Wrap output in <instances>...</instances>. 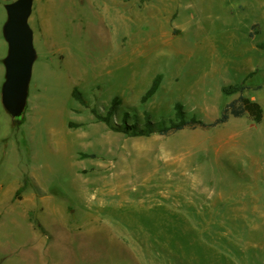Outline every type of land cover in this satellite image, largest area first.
<instances>
[{
  "label": "rangeland",
  "instance_id": "374dc122",
  "mask_svg": "<svg viewBox=\"0 0 264 264\" xmlns=\"http://www.w3.org/2000/svg\"><path fill=\"white\" fill-rule=\"evenodd\" d=\"M13 1L0 0V264L65 262L23 256L55 222L89 236L72 264H264V0H34L36 60L15 122L1 103ZM247 75L259 124L116 130L168 125L175 104L211 124L238 96L221 87Z\"/></svg>",
  "mask_w": 264,
  "mask_h": 264
},
{
  "label": "water",
  "instance_id": "95a60500",
  "mask_svg": "<svg viewBox=\"0 0 264 264\" xmlns=\"http://www.w3.org/2000/svg\"><path fill=\"white\" fill-rule=\"evenodd\" d=\"M34 0H15L5 5L2 35L7 45L3 60L4 82L1 103L12 121L19 120L26 108L32 67L36 60L33 32L28 19Z\"/></svg>",
  "mask_w": 264,
  "mask_h": 264
},
{
  "label": "trees",
  "instance_id": "16d2710c",
  "mask_svg": "<svg viewBox=\"0 0 264 264\" xmlns=\"http://www.w3.org/2000/svg\"><path fill=\"white\" fill-rule=\"evenodd\" d=\"M248 77H250V75H247L240 84L225 85L221 87V93L223 95L225 96L238 95V96L231 102L224 105V107L220 111L219 117L211 124H204L200 121L195 120L194 118L187 119L185 113L182 111V106L180 104H175L174 106L175 120L170 121L168 125L162 122L160 126L155 128L151 125V123L147 118L144 128L142 129L139 128L138 125L135 123L130 126L121 125V127H117L116 130L128 134L130 136L147 137L153 133L165 135V134L177 132L185 128H195L196 126H201L204 128L213 127L226 123L231 117L241 118L243 116H248L251 118L253 123L259 124L263 118V110L260 104L243 95L244 91L247 89V87L245 86V81ZM159 83H160V76H157L153 81L151 87L144 95L143 97L144 101L149 99L155 94V92L158 89ZM72 96L77 101L81 102V98L76 90L73 91Z\"/></svg>",
  "mask_w": 264,
  "mask_h": 264
},
{
  "label": "crops",
  "instance_id": "0c3cea01",
  "mask_svg": "<svg viewBox=\"0 0 264 264\" xmlns=\"http://www.w3.org/2000/svg\"><path fill=\"white\" fill-rule=\"evenodd\" d=\"M229 141L227 140L226 143H228ZM247 143V147L251 146L250 143V138L246 140ZM254 147V146H252ZM33 199H35V202H43L42 197L36 196L34 195ZM26 202V197H24V199L22 200V203ZM38 203H34L32 204L33 207L37 206ZM30 205V206H32ZM40 206H38V208H40L41 210V203L39 204ZM48 208V206H47ZM18 216V220H20V214L17 215ZM23 218V217H22ZM65 222L62 224H59L58 222H55V224H52V235L51 238L48 242H45L44 239H42V237H40L38 234H36L34 231L33 232V240H31V242L29 243V245L25 246V250L23 252V256L24 258L27 259H33L34 255H64L65 258V262H62V264H72L70 263L71 258L73 257V255H76L77 252L75 251L74 247L77 246L79 249H84L87 248L88 249V254L90 255V241H89V236H85V238L83 236H77V237H72V239H69L70 237L67 236V234L65 233Z\"/></svg>",
  "mask_w": 264,
  "mask_h": 264
}]
</instances>
